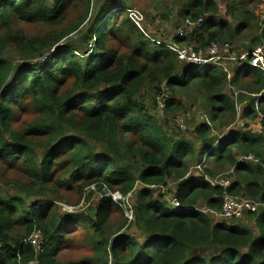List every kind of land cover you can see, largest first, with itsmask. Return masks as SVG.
<instances>
[{"label":"trees","instance_id":"1","mask_svg":"<svg viewBox=\"0 0 264 264\" xmlns=\"http://www.w3.org/2000/svg\"><path fill=\"white\" fill-rule=\"evenodd\" d=\"M91 1L82 2V13L66 27V10L76 0H0V264L35 259V249L24 242L35 228L45 238L41 264H63L58 255L80 232L92 255L67 264H264V205L247 214L246 224L200 211L203 206L220 211L225 190L264 203V133L246 132L216 146L221 139L214 145L212 127L201 123L195 127L202 140L198 148L169 136L152 112L163 88L170 91L164 95L169 115L184 107L176 95L198 89L212 120L225 125L236 116L234 100L224 93L227 74L219 65L183 66L166 42L143 24L146 35L129 18L133 0H106L79 44L63 42L91 16ZM221 1L224 16L219 0H183L178 25L204 19L171 43L196 49L214 42L233 45L257 26L244 45L264 46L255 0ZM161 18L170 20L169 12ZM33 23L46 30L28 34L24 27ZM91 40L95 47L88 53ZM238 72L235 87L264 91L261 70L249 68L243 79ZM241 96L248 100L245 117L255 119V97ZM260 110L264 115V96ZM34 115L31 122L22 121ZM249 155L258 161L243 159ZM196 165L202 173L189 174ZM9 172L25 181L20 196H6L2 182ZM206 177L231 183L224 189ZM171 184L167 192H157ZM105 188L133 193L132 218ZM72 192L87 200L103 196L86 212H61L59 202ZM168 192L179 207L170 208ZM131 226L142 240L127 231Z\"/></svg>","mask_w":264,"mask_h":264},{"label":"rangeland","instance_id":"2","mask_svg":"<svg viewBox=\"0 0 264 264\" xmlns=\"http://www.w3.org/2000/svg\"><path fill=\"white\" fill-rule=\"evenodd\" d=\"M86 0H76L77 4H75L74 7H69L66 10L65 14V21L62 25L66 24V27L71 24L74 20H77L78 16L82 13L84 7L82 6V2H85ZM106 0H92L91 1V12L88 20L84 25L80 26V28L75 32L69 35L68 38L64 39L63 42H72L74 44H79L83 36L87 34L88 29H90L91 26V18L93 19L94 13H96L99 8L104 4ZM183 0H133L132 1V7H136L143 13V17L145 18L144 26L146 25L151 32V34L156 37L159 40H163L167 44L173 41V37L178 34L180 29L183 27V25H178L180 22L179 18L177 17V11L178 7L181 4ZM220 1V7H221V15L224 16L225 14V8L224 3ZM254 4L257 5L256 9V16L258 18V25L264 22V0H262L260 3L258 0L254 1ZM128 10V9H127ZM126 10V11H127ZM164 12H169L170 14V20H164L161 18L162 14ZM34 25H28L25 26L24 29L28 34H36L39 33L38 31L46 30L42 29L37 24L33 23ZM253 30H250L249 32H246L243 36L242 40L238 41V46H242L246 43V41H250V38L254 36V34L258 31V27L255 26L252 28ZM180 47H186L191 46V44L187 43H179L177 44ZM195 47V46H194ZM14 48L9 49V53H7L8 56L10 54L13 55ZM180 60V58L178 57ZM183 64V66H187V64L180 60ZM206 66V65H205ZM228 70H230L231 66L230 64H226L225 66ZM202 69L201 67H199ZM161 88V86H160ZM200 92L198 89H194V91L187 90L184 93L176 95L177 98L184 104L183 109L181 111L174 113L173 115L167 114L164 110L163 112L159 111V105L160 101L164 103V95L167 96V94H170V91H167L166 88H163V95L157 94L155 96V99L157 98V103L155 104V107L153 109V113L156 115L157 119L160 120L165 132L171 136L175 137L173 139H177L178 137H184L188 140H191L198 143V137L195 133V127L199 125L201 122L204 121V115H208L207 110L205 107V100L202 94L198 93ZM161 95V96H159ZM150 95H144L143 97H149ZM150 100H148L145 104L150 106ZM207 112V113H206ZM35 117H27L23 116L22 121H28L31 122L33 118ZM22 123V122H21ZM245 122L242 121L236 122L235 124L230 125L227 128L231 129H243ZM20 125V123H19ZM181 125V126H180ZM246 129L258 132V128L256 126H253L248 128L246 126ZM95 145V144H94ZM242 158V157H241ZM245 160L250 161H256L255 156L249 155V158H245ZM197 168L196 166H192L190 168L189 174L198 175L202 173L201 170ZM8 178H5V180L2 182V187L4 188V191L6 192V196L14 197V196H20V181L25 183V181L21 178L20 174L18 172H9L6 174ZM235 178V177H234ZM236 179V178H235ZM233 181V179H232ZM95 186V185H94ZM174 185L171 184L166 187H157V192H167L169 188H172ZM90 189L86 190V193H89ZM133 193L124 196L123 198L126 200V202H131V200L135 199V196L132 195ZM87 195V194H86ZM132 195V196H131ZM103 196L101 193H97L94 195L90 200H87L86 197L78 198V196L72 192V193H66L65 194V201L59 202L58 209L61 212H86L90 208V206H96L99 202V199ZM171 197V198H170ZM174 198V195L170 192L166 194V199L168 201L169 206L171 205V202ZM25 203L29 204L30 200L28 198L25 199ZM69 201V202H68ZM256 202H259V200H255ZM204 210H208V207H200ZM231 220H240L242 223L246 224V218L242 217L240 219H231ZM251 226L254 225V222H249ZM17 232H22L21 226H18L16 228ZM130 234L138 237L139 239L142 238L140 235V232L135 229L134 227H130L127 230ZM17 234V233H16ZM24 233L22 232L20 237ZM85 234L83 232L77 233L75 236H71L65 246V249L63 252H61L58 255V259L63 263L67 264L68 262H79L84 260L87 257H90L92 255V249L90 248L88 240H85ZM142 240V239H141Z\"/></svg>","mask_w":264,"mask_h":264},{"label":"built area","instance_id":"3","mask_svg":"<svg viewBox=\"0 0 264 264\" xmlns=\"http://www.w3.org/2000/svg\"><path fill=\"white\" fill-rule=\"evenodd\" d=\"M127 13L129 18L132 19L142 31H144L143 21L145 22V18L143 17V13L141 12V10H139L138 8H129L127 10ZM202 22V19H198L197 22H193L187 19L184 23V27L179 31V35L184 36L187 32V29H192L196 26H200ZM144 33L148 35L145 31ZM94 40H91L88 44V53L91 52L95 47ZM157 42L160 43L159 41ZM167 47L175 52L180 60L184 61L187 66H199L203 64H215L220 66L224 65L226 61H248L250 64L258 66L264 70V49L260 46L243 52L239 56H235L231 53L232 45L229 43L214 42L206 49H196L194 46L180 47L179 45L174 43L167 44ZM159 103V111L163 112L165 104L162 102V100ZM245 158H249V156H244L243 159ZM197 168L201 169V166H197ZM206 180L210 182L211 185L220 186L224 189H226L231 183L230 179L222 177L217 179L206 177ZM94 188L95 187L92 186V189ZM105 190L107 192V195H112L113 199L120 206L124 207L127 210V215L132 218V211L129 209L131 206L129 202L127 204L126 200L123 198L124 196L118 191L110 192L107 190V188H105ZM222 201V209L220 211H216L210 208H207L208 210H204L202 208L200 211L208 213L214 217L222 216L226 220H231L240 219L248 213L256 212L259 210L261 205H264V203L262 202H256L255 199L247 198L244 196L239 197L231 195L226 190L224 191ZM179 206V200L174 197L171 202L170 208L175 209ZM44 239L45 238L42 230L39 228H35L30 236L24 240L25 243H30L35 249L36 256L30 264H41L38 257L42 250Z\"/></svg>","mask_w":264,"mask_h":264},{"label":"crops","instance_id":"4","mask_svg":"<svg viewBox=\"0 0 264 264\" xmlns=\"http://www.w3.org/2000/svg\"><path fill=\"white\" fill-rule=\"evenodd\" d=\"M200 19H202V21H203L204 18L201 17V18H199V20ZM260 47H263V49H264V46H260ZM248 50H250V48L247 47L246 45H242L239 47L238 44L236 43V44L232 45L231 53L234 54L235 56H239L240 54H242L243 52H246ZM226 64H230V66H231L230 70H228L225 67ZM205 65L207 66V65H215V64H203V65H199V66L204 67ZM220 67L223 68L224 72L227 74L228 84L226 86V89L224 90V93L229 95L234 100L236 116L234 119L228 120L225 125L220 127L219 122L213 121L212 118L210 117L209 113H207L208 111L206 112L208 115L205 114L204 121L201 123H205L208 126L212 127L211 136L215 139L214 145L217 144L220 139H221L220 143H218L216 146H218L219 144L223 143L225 140H227L228 138H231V137H236L237 139H240V136L244 135L246 132L257 133V134L264 133V126H263L264 115L260 110V98L262 96H264V91L262 93H253L252 94L251 92H248L244 88H242V87L237 88L232 84L236 69H238V71H239L238 72L239 78H242V79L244 78L243 73L246 72L247 69H249V68H257V69L261 70L263 77H264V70L258 66H254V65L250 64L248 61H226L225 64L220 65ZM242 83L246 84V81H243ZM241 95L255 97L254 105L252 107V110H253L254 114L256 115L255 119L245 117V114H244L245 109L244 108L247 106L248 100H242ZM206 104H207V101L205 102V105ZM239 121H242L243 123L245 122L243 129L227 128V126L229 127L230 125L235 124L236 122H239ZM246 126L248 128H250V126L251 127L256 126L258 128L257 129L258 132L250 131V130L246 129ZM198 139L199 140H198V143L196 145L199 148L201 146L202 140L199 137H198ZM237 153H239L238 150L234 152V155ZM257 161L258 160L256 159V161H253V162H257ZM212 169H213V167H212ZM227 169H230V171H232L233 168L228 167ZM247 198H249V197H247ZM244 217L247 219V214ZM215 218L217 220H225L222 216H217Z\"/></svg>","mask_w":264,"mask_h":264},{"label":"clouds","instance_id":"5","mask_svg":"<svg viewBox=\"0 0 264 264\" xmlns=\"http://www.w3.org/2000/svg\"><path fill=\"white\" fill-rule=\"evenodd\" d=\"M132 8H136V7H132ZM127 12V11H126ZM187 30H189V29H187ZM159 40V39H158ZM171 43V42H170ZM194 66V65H193Z\"/></svg>","mask_w":264,"mask_h":264}]
</instances>
